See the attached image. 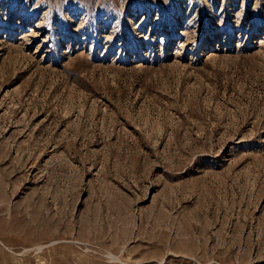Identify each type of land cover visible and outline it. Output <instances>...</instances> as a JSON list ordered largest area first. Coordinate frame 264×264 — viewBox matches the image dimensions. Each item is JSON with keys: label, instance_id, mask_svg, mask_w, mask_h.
Returning <instances> with one entry per match:
<instances>
[{"label": "rangeland", "instance_id": "obj_1", "mask_svg": "<svg viewBox=\"0 0 264 264\" xmlns=\"http://www.w3.org/2000/svg\"><path fill=\"white\" fill-rule=\"evenodd\" d=\"M0 264H264V0H0Z\"/></svg>", "mask_w": 264, "mask_h": 264}]
</instances>
